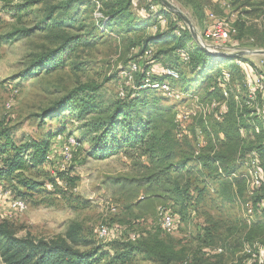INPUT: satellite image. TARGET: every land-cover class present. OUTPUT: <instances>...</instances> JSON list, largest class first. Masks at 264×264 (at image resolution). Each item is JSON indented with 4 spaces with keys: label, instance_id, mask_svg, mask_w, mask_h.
Instances as JSON below:
<instances>
[{
    "label": "rangeland",
    "instance_id": "rangeland-1",
    "mask_svg": "<svg viewBox=\"0 0 264 264\" xmlns=\"http://www.w3.org/2000/svg\"><path fill=\"white\" fill-rule=\"evenodd\" d=\"M78 1L74 4L72 0H0V131L9 130L17 145L28 140H44L50 144L49 158L41 170L23 174L30 181L40 183L37 191L29 194L16 181L0 180L2 190L10 193L11 200L20 199L26 204L24 211L14 212L8 199L0 195V222H7L17 237L30 235L48 239L64 235L70 224L78 223L83 235L95 240L109 255L118 243L157 237L172 255V260L165 264H264V256L253 258L244 251L253 243L264 249V214L260 208L253 209L250 222L247 214L260 187L250 189L244 183L243 195L227 205L210 192L211 182H207V193L204 194L199 177L195 184L203 193L195 198L198 203L191 204L187 214L181 217L171 211V204L148 195L143 188L148 175L143 168L147 165L144 157L119 153L96 160L88 156L89 146L83 143L81 148L73 151L70 162L62 160L60 143L55 142L56 134L63 130L60 131L62 137L79 138L75 131L81 123L69 112L54 107L84 84L98 86L105 101L123 98L126 90L135 87L136 72L132 71V65H136L138 71L146 66L152 80L153 75L157 76L153 71H174L168 66L167 59L153 60L160 49L167 51L170 45L142 49L143 39L168 31L171 22L176 28L188 29L180 17L164 8L159 0H142L132 7L136 21H152L148 27L139 26L144 27L145 34L142 30L126 32L118 26L105 27L108 18L102 7L104 0ZM167 1L188 19L199 37L203 28L197 18L203 8L197 14L194 6L204 3L205 26L210 24V13L218 18H228L236 32L225 46L242 54L236 59L243 66L255 68L264 76V54L257 53L264 52V0ZM150 3L165 9L167 19L158 23L151 13H145L147 16L143 17L144 13L140 11L147 9ZM28 29L31 33L26 37H8L15 31ZM175 33L180 35L177 30ZM169 56L171 63H175V58ZM47 59L52 64L43 65ZM181 68L189 81L187 86L164 79L179 98L158 90L157 97L163 106L172 108L174 119L183 110L192 113L181 140L195 147L197 131L206 127L204 108L209 99L205 97L204 80L200 82L201 77ZM129 74L133 78L128 83ZM245 81L246 76L241 70L234 74L233 87L235 92L239 90L241 98L245 97ZM263 97L258 94L257 107L262 104ZM223 99H215L219 108L227 107L228 102ZM51 110L54 114L45 118ZM254 116L257 118L254 127L262 133L252 134L242 147L248 148H243L244 151L249 147L259 151L264 177V114L255 113ZM205 121L207 127H217L218 122L208 114ZM243 132L242 137H245ZM219 137L220 133L214 135L215 141ZM182 147L186 151V146ZM160 209L177 216L174 215L177 224L172 234L161 230ZM101 227L108 230L104 238L98 236ZM126 264L164 263L136 256Z\"/></svg>",
    "mask_w": 264,
    "mask_h": 264
},
{
    "label": "trees",
    "instance_id": "trees-1",
    "mask_svg": "<svg viewBox=\"0 0 264 264\" xmlns=\"http://www.w3.org/2000/svg\"><path fill=\"white\" fill-rule=\"evenodd\" d=\"M141 1H102V7L106 9L105 16L108 18L104 26H118L120 30L126 32L142 30L145 34L144 27L150 25L151 19L145 22L136 21L132 13V7ZM72 2L75 4L79 1L72 0ZM193 9L198 14L201 6H194ZM141 24H144V27H139ZM176 30L180 35L176 36ZM30 33V29L18 30L8 37H26ZM191 41L192 37L187 28L178 29L171 22L168 31L147 35L143 39L142 49H148L149 46L159 48L170 45L167 51L160 49L153 60H162V57L167 59L168 66L178 74L176 82L185 83V86L189 81L180 70L181 67L188 70L191 75L201 77L200 82L204 80L205 97L209 101L223 98L220 86L222 72L230 73L231 82L228 88L230 98L227 100L226 113L221 122L216 124L217 127H210L214 135L220 133L223 136L217 150H214L209 141L205 149L203 148L200 154L194 157L192 144L187 145L186 141L184 143L183 140L176 138L172 108L162 105L157 97L159 94L157 90L144 87L146 66L134 74L135 87L126 90L123 98L105 101L98 92V86L84 84L74 89L54 107L60 108L62 112H69L74 120L81 123L75 131L79 133V138L71 135L65 137H72L76 141L77 150L86 143L89 146L87 153L89 157L105 160L119 153L144 157L147 165L143 168L148 175L143 188L148 195L162 198L171 204V211H176L181 217L187 214L191 204L198 203V199L195 198L203 193L199 191L198 184H195L199 177L202 178L200 183L204 194L207 193V182H211L213 187L210 192L223 204H232L243 195L244 182L219 177L218 168H222L226 174L237 170V157L240 158L246 152L253 150L251 147L247 151L243 150V148L248 149L242 147L245 139L252 134L262 133V130L255 132L254 125L257 118L254 113H251L245 105H238L233 99L234 74L241 70L235 64V59L212 57ZM185 50L190 55L187 64H183L180 58L179 64L175 62L177 65L168 59L169 55H172L176 60L179 53ZM46 64H52L50 59L43 63ZM153 79L163 81L170 78L154 76ZM52 114L54 110L49 111L45 118ZM241 128L245 131V137L240 135ZM60 131L56 135H60ZM182 146H186V151ZM49 151V141L28 140L17 145L11 139L10 131L3 129L0 131V180L16 181L27 193L32 194L40 188V183L30 181L23 174L30 170L39 172ZM255 151L259 153L258 150ZM216 162L219 166H216ZM262 203H264V182L260 186L259 194L253 198L252 205L255 210L260 208L264 214ZM113 250L112 255L104 252L95 240L83 235L82 227L78 223L70 224L64 235L48 239L30 235L17 237L7 222H0L2 264H126L136 256L164 264L172 260L170 250L157 237L118 243Z\"/></svg>",
    "mask_w": 264,
    "mask_h": 264
},
{
    "label": "built area",
    "instance_id": "built-area-1",
    "mask_svg": "<svg viewBox=\"0 0 264 264\" xmlns=\"http://www.w3.org/2000/svg\"><path fill=\"white\" fill-rule=\"evenodd\" d=\"M162 7L153 5L152 3L147 5V9H141L140 12H143V17H146L147 15L145 13H151L153 17L157 20L158 23L163 22L162 18ZM208 21L210 24L206 26L205 30L200 35V44L201 46L214 53H221V51H224V54H237L238 52L228 48L225 46L227 42L231 39V37L235 34V29L232 25H230V20L228 18H218L217 16L213 14H209ZM180 29V27L178 28ZM156 30V27L154 28ZM179 35V33H178ZM200 47V46H199ZM228 52V53H227ZM148 53H150L148 51ZM179 58L183 64H187L190 60V55L187 50L182 51L179 53ZM244 63V62H243ZM235 64L242 70L243 74L246 76V81L243 85V88L245 90V97L241 98L239 90L237 92L234 91L233 93V99L236 101L238 105H245L250 110H255L256 115L257 114H264V97L263 102L260 106L257 107L256 101L258 94H262L264 96V76L257 71L255 68H251L247 65H242V62L235 59ZM132 71L137 72L136 65H132ZM156 72L158 78H162L164 76L169 77L170 79L177 80L178 74L176 71L172 70H166L162 71L160 70L158 73L157 71H153L152 73ZM152 74L150 72H146V77L144 80V87H150L155 90L161 91L164 94H168L171 97H175L178 99L179 95L175 93V91L172 89L170 84H168L165 80L163 81H154L150 78ZM156 76V75H153ZM132 74L128 75V83L129 81H132ZM231 82V76L228 71L222 72L221 82L220 86L222 88V95L223 100H228L230 97V92L228 90L229 85ZM13 93H16L14 91ZM122 96L123 93H122ZM226 107L219 108V103L217 100L213 99L208 101V104L205 105L204 108V130L197 131V143L194 147V157L198 156L201 152V150L208 145L209 141L212 142L214 150H217L220 142L223 140L222 134H220V137L215 141L214 139V133L210 127H207V121H205V115H210L215 121L220 122L225 113H226ZM254 113V112H253ZM254 113V114H255ZM192 113H190L187 110H183L181 113L177 114L176 118L174 119V124L176 126V138L182 139L184 138V135L186 134V127L185 124L190 119V116ZM244 129H240V135L243 136ZM255 132L258 133V129L255 128ZM56 143H60V155L63 161L70 162L72 160L73 151L77 147L76 141L72 137H62L61 135H57L55 138ZM49 158V156H47ZM239 162L244 167V171L240 172L238 175L236 173H232L229 175V179H233L238 177L241 179L245 185L250 189H257L259 188L263 183V172L260 167V161H259V155L256 151H250L246 152L242 157L239 158ZM216 166H219L218 162L215 163ZM218 171L220 174H222L221 168H218ZM223 175V174H222ZM0 195L3 196V198L8 199L10 209L14 212H22L26 209V204L23 200L15 199L11 200L10 193L8 191L2 190V186L0 185ZM261 208H264V203L261 204ZM253 207L249 206L247 208V214H248V222L251 221L253 217ZM160 217V225L161 230L165 234H172L176 227V218L175 216L168 212L166 209H160L158 213ZM108 234V230L105 227H101L98 231V236L100 238L106 237ZM220 251V250H218ZM245 253L247 255H250V257L255 258L256 256H264V249L258 245V243H253L251 245H248L245 247Z\"/></svg>",
    "mask_w": 264,
    "mask_h": 264
},
{
    "label": "water",
    "instance_id": "water-1",
    "mask_svg": "<svg viewBox=\"0 0 264 264\" xmlns=\"http://www.w3.org/2000/svg\"><path fill=\"white\" fill-rule=\"evenodd\" d=\"M161 2V4L163 5L164 8L168 9L169 11H171L172 13H174L175 15H177L178 17H180V19L188 26V30L191 33V36L193 38V41H195V43L200 46V48H202L203 50H205L210 56L212 57H230L232 59H236L237 57H240L242 54L237 53V54H222V53H214V52H210L206 49H204L201 44H200V37L197 35V33L193 30V28L190 25V22L188 21V19L176 8L174 7L171 3H169L167 0H159ZM257 53H262L264 54V52H257Z\"/></svg>",
    "mask_w": 264,
    "mask_h": 264
},
{
    "label": "crops",
    "instance_id": "crops-1",
    "mask_svg": "<svg viewBox=\"0 0 264 264\" xmlns=\"http://www.w3.org/2000/svg\"><path fill=\"white\" fill-rule=\"evenodd\" d=\"M201 5V4H200ZM201 8H203L202 9V14H200L199 15V18H197L198 19V21L200 22V27L201 28H203V30H205V28H206V26H205V24H204V3L201 5ZM165 10V9H164ZM164 10L163 11H161V13H162V17L164 16V20H166L167 19V12H165L164 13ZM202 15V16H201ZM156 22H157V20H156ZM167 22V21H166ZM189 31V30H188ZM190 32V31H189ZM191 34V33H190ZM192 37V36H191ZM191 42H194L193 41V38H192V41ZM177 57H178V55H177ZM179 62H180V60H179V57L176 59V63L177 64H179ZM236 164L238 165V169L237 170H234L233 172H231V173H229V174H226L224 171H223V169L221 168V171H222V174H220L219 173V171L217 172V174H218V176L219 177H221V178H228L229 177V175L230 174H232V173H236L237 175L240 173V172H242V171H244V167L242 166V164L239 162V157H237V159H236ZM229 179V178H228ZM233 179H239L238 177H236V178H233ZM213 187V186H212Z\"/></svg>",
    "mask_w": 264,
    "mask_h": 264
}]
</instances>
